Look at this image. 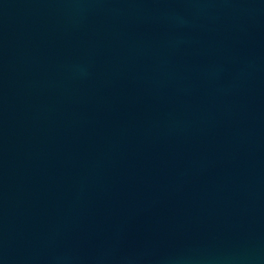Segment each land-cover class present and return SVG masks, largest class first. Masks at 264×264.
Listing matches in <instances>:
<instances>
[{
  "label": "water",
  "instance_id": "1",
  "mask_svg": "<svg viewBox=\"0 0 264 264\" xmlns=\"http://www.w3.org/2000/svg\"><path fill=\"white\" fill-rule=\"evenodd\" d=\"M0 264H264V0H0Z\"/></svg>",
  "mask_w": 264,
  "mask_h": 264
}]
</instances>
